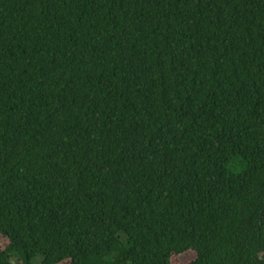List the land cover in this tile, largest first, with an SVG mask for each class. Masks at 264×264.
<instances>
[{
    "label": "trees",
    "instance_id": "obj_1",
    "mask_svg": "<svg viewBox=\"0 0 264 264\" xmlns=\"http://www.w3.org/2000/svg\"><path fill=\"white\" fill-rule=\"evenodd\" d=\"M0 264H264V0H0Z\"/></svg>",
    "mask_w": 264,
    "mask_h": 264
},
{
    "label": "rangeland",
    "instance_id": "obj_2",
    "mask_svg": "<svg viewBox=\"0 0 264 264\" xmlns=\"http://www.w3.org/2000/svg\"><path fill=\"white\" fill-rule=\"evenodd\" d=\"M7 245V240L0 235V249H3ZM195 258L193 252L188 251L177 256L171 257V264H188ZM34 264H38L35 262ZM60 264H68V261H64Z\"/></svg>",
    "mask_w": 264,
    "mask_h": 264
}]
</instances>
